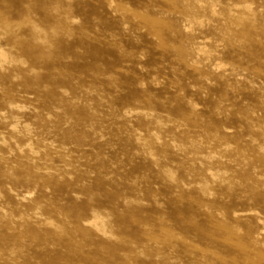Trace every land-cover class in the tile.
<instances>
[{"label": "rangeland", "instance_id": "1", "mask_svg": "<svg viewBox=\"0 0 264 264\" xmlns=\"http://www.w3.org/2000/svg\"><path fill=\"white\" fill-rule=\"evenodd\" d=\"M263 234L264 0H0V264H264Z\"/></svg>", "mask_w": 264, "mask_h": 264}, {"label": "bare ground", "instance_id": "2", "mask_svg": "<svg viewBox=\"0 0 264 264\" xmlns=\"http://www.w3.org/2000/svg\"><path fill=\"white\" fill-rule=\"evenodd\" d=\"M212 9H213V8H212ZM199 27H200V26H199ZM186 32H187V31H186ZM200 50H201V48H200ZM196 52H197V51H196ZM203 52H204V50H203ZM203 52H202V53H203ZM204 53H205V52H204ZM202 55H203V54H202ZM220 67H222V66H220ZM219 70H220V69H219ZM213 71H214V70H213ZM98 229H99V228H98ZM263 235H264V234H263Z\"/></svg>", "mask_w": 264, "mask_h": 264}]
</instances>
